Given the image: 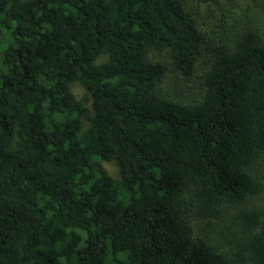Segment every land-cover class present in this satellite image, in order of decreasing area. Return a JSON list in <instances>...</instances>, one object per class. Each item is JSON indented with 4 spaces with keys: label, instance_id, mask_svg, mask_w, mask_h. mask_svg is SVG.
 Segmentation results:
<instances>
[{
    "label": "trees",
    "instance_id": "trees-1",
    "mask_svg": "<svg viewBox=\"0 0 264 264\" xmlns=\"http://www.w3.org/2000/svg\"><path fill=\"white\" fill-rule=\"evenodd\" d=\"M200 15L0 0V264H264V0Z\"/></svg>",
    "mask_w": 264,
    "mask_h": 264
},
{
    "label": "rangeland",
    "instance_id": "rangeland-1",
    "mask_svg": "<svg viewBox=\"0 0 264 264\" xmlns=\"http://www.w3.org/2000/svg\"><path fill=\"white\" fill-rule=\"evenodd\" d=\"M242 1L245 2L248 0ZM235 3L236 0H233V2L232 0H212L209 3L198 6L197 0H187V5L189 8L194 7L200 11V21L204 25V30L216 39H218L222 34L224 20L227 18L225 17V14H228L229 9H231L232 6L234 7ZM169 81H171V77H169ZM71 90L78 99H81L85 96L84 89L78 83L72 84ZM103 166L115 179L120 178L119 168L114 161L104 162Z\"/></svg>",
    "mask_w": 264,
    "mask_h": 264
}]
</instances>
